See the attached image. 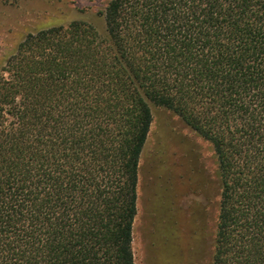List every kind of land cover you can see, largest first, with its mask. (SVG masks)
<instances>
[{"label":"trees","instance_id":"trees-1","mask_svg":"<svg viewBox=\"0 0 264 264\" xmlns=\"http://www.w3.org/2000/svg\"><path fill=\"white\" fill-rule=\"evenodd\" d=\"M0 69V264H134L151 106L214 152L212 264H264V0H109Z\"/></svg>","mask_w":264,"mask_h":264},{"label":"rangeland","instance_id":"rangeland-1","mask_svg":"<svg viewBox=\"0 0 264 264\" xmlns=\"http://www.w3.org/2000/svg\"><path fill=\"white\" fill-rule=\"evenodd\" d=\"M109 0H0V69L28 34L83 22L104 35ZM138 164L134 264H212L220 197L211 145L172 112L151 106Z\"/></svg>","mask_w":264,"mask_h":264}]
</instances>
